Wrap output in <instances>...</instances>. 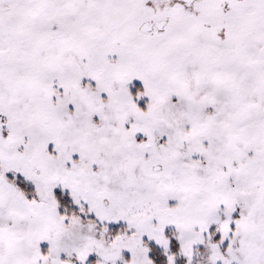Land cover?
Instances as JSON below:
<instances>
[{"label": "snow or ice", "instance_id": "snow-or-ice-1", "mask_svg": "<svg viewBox=\"0 0 264 264\" xmlns=\"http://www.w3.org/2000/svg\"><path fill=\"white\" fill-rule=\"evenodd\" d=\"M0 264H264V0H0Z\"/></svg>", "mask_w": 264, "mask_h": 264}]
</instances>
